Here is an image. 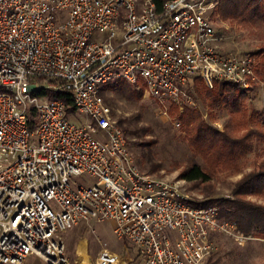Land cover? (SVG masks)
<instances>
[{"label":"built area","instance_id":"obj_1","mask_svg":"<svg viewBox=\"0 0 264 264\" xmlns=\"http://www.w3.org/2000/svg\"><path fill=\"white\" fill-rule=\"evenodd\" d=\"M218 2L0 0V264H85L62 236L81 222L111 221L135 248L101 246L94 264H204L220 237L249 238L219 206L191 204L180 181L144 172L101 94L123 78L166 109L194 106L186 88L195 74L251 91L257 54L224 52ZM42 89L69 93L86 118Z\"/></svg>","mask_w":264,"mask_h":264},{"label":"rangeland","instance_id":"obj_2","mask_svg":"<svg viewBox=\"0 0 264 264\" xmlns=\"http://www.w3.org/2000/svg\"><path fill=\"white\" fill-rule=\"evenodd\" d=\"M219 5L220 1L213 14V21L217 32L219 31L224 38L222 43L224 52L257 51L264 38V23L258 19L243 21L224 19L221 15V8H218ZM261 57L262 55L257 58V67ZM258 79L259 82L256 83V86L261 92H258L261 101L258 98L255 101L258 103V107H262L264 80L260 75H258ZM206 87L214 88V86L207 85ZM105 89L103 95L112 107L115 119L125 128L129 148L144 172L180 181L183 183L184 189L191 193L196 204H201L209 199L234 198L232 189L243 174L252 169V162L257 159L255 153L243 161L242 171L221 166L214 172L213 179L209 182L188 181L180 178L179 174L188 164L200 163L208 170H212V167L203 157L194 154L193 147L184 139L185 132L181 128L177 115L154 98L146 95L144 90L141 98L135 101L115 94L108 88ZM245 96L244 102L250 108L254 93L248 91L245 92ZM193 108L202 111L207 126L220 131L224 130L223 121L227 117L226 111L218 110V108L213 109L212 112L209 108L204 110L200 103H196ZM251 112L253 111L250 108L249 113L252 114ZM78 117L81 120L86 118L83 113H78ZM154 165H160V167L155 170ZM85 177L88 175L80 176V178ZM248 198L264 204V196L254 195ZM219 207L221 208V206ZM226 219L233 221L230 218ZM113 228L114 224L111 221H92L90 224L81 222L65 230L62 232V236L67 255L79 263L94 264L101 246H107L123 255L133 256L135 254L134 245L130 241L127 243L125 240L119 239ZM240 231L245 234L242 230ZM246 236L249 238L241 242L227 236L220 237L219 251L209 262H204V264H264V237ZM28 264H40V261L36 256H31Z\"/></svg>","mask_w":264,"mask_h":264},{"label":"trees","instance_id":"obj_3","mask_svg":"<svg viewBox=\"0 0 264 264\" xmlns=\"http://www.w3.org/2000/svg\"><path fill=\"white\" fill-rule=\"evenodd\" d=\"M155 1L158 7H161L166 0ZM219 1L218 8H221V15L224 19L232 21L258 19L264 23V0ZM218 34L221 33L218 31ZM255 53L259 57L262 55V61L260 60L256 70L264 80V38ZM44 82L45 80L42 79L41 84ZM105 88L126 99L135 101L141 98L144 90L141 83L133 85L123 78L106 83L102 87V95ZM186 91L196 103L202 105L204 110L209 108L212 112L213 109L218 108V110L226 111L227 117L223 121L224 130L220 131L206 125L200 109L193 108L188 104L179 106L174 102L168 103V110L177 115L181 128L185 132L184 139L193 147L194 154L203 157L212 167V170H208L200 163L188 164L179 174L180 178L188 181L209 182L219 167L227 166L242 171L245 159H248L253 153L257 158L252 162V169L245 172L233 187V199H209L201 204L191 201V204L196 206L217 204L216 206H221L220 216L233 220L246 235L264 237V204L248 198L254 195L264 196V103L262 107H258V103L255 101L256 98L261 101L258 97L259 88L254 86L251 90L254 93L250 104L252 114L249 113L250 108L244 102L245 93L230 83L216 81L214 88L210 89L206 87L202 77L195 74L189 80ZM41 93L48 98L63 99L66 103L67 115L83 121L79 119L73 98L69 93L58 92L54 89H42ZM103 97L106 100L104 95ZM35 116V109L29 108L28 123L32 129L36 124ZM118 123L125 132L122 124ZM159 167L160 165H154L155 170ZM123 240L129 243L127 239ZM212 258L213 256L209 257L205 263Z\"/></svg>","mask_w":264,"mask_h":264}]
</instances>
